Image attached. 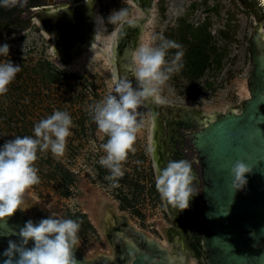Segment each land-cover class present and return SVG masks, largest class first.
Masks as SVG:
<instances>
[{
  "label": "rangeland",
  "instance_id": "374dc122",
  "mask_svg": "<svg viewBox=\"0 0 264 264\" xmlns=\"http://www.w3.org/2000/svg\"><path fill=\"white\" fill-rule=\"evenodd\" d=\"M119 9L127 10L126 19L141 15L130 0H100L96 12L98 40L73 67L59 63L52 53L49 37L34 25L20 34L0 39V45H9V55L0 56V63L11 60L21 66V71L7 86L8 91L0 95V147L16 136H34V125L56 110L67 112L72 119L64 155L57 158L50 151H38L34 166L40 182L24 193V197L37 200L59 218L66 219L71 202L67 196L69 169L78 171L77 181L83 188L92 186L104 194L107 191L98 179L96 168L97 160L105 155L100 146L108 137L98 131L89 106L107 96L113 87V68L108 56L113 30L120 22L110 23L107 16ZM254 22H260L264 31V8L260 7V0H155L140 44L151 42L156 47L160 44L159 37L163 36L181 45L179 49L167 50L168 63L178 51L183 53L179 61L182 68L172 73L163 86L161 95L165 101L212 113L245 98L248 95L246 78L252 69L250 46ZM200 28L209 34L206 44L211 52L207 67L195 77L185 57L198 41L193 34ZM153 35L157 37L155 41H151ZM47 62L77 77L51 79ZM137 111L143 127L137 133L135 152H129L122 168L127 166L131 171L133 168L136 177L145 180L151 119L146 106L141 105ZM142 192L143 189L138 190L136 198L145 208ZM82 248L88 257L91 247L82 245ZM193 261L189 264H194Z\"/></svg>",
  "mask_w": 264,
  "mask_h": 264
},
{
  "label": "water",
  "instance_id": "95a60500",
  "mask_svg": "<svg viewBox=\"0 0 264 264\" xmlns=\"http://www.w3.org/2000/svg\"><path fill=\"white\" fill-rule=\"evenodd\" d=\"M98 1L80 0L31 9L26 17L5 27L20 25L16 32L20 34L37 22L52 37V52L54 46L58 61L64 67H73L98 40ZM135 2L144 15L131 19L134 24L121 22L115 28L108 56L114 80L127 77L134 87L130 53L140 45L153 0ZM250 56L252 69L246 78L248 95L223 111L202 113L167 101L162 105L151 100L143 104L154 119L156 106L161 113H189L199 118L200 126L192 134V142L199 152L204 181L203 243L207 264H264V31L260 22L253 23ZM237 159L251 167V172L245 174L247 184L241 190L231 187L230 168ZM23 225L17 217L0 223V264L5 259L2 253L8 241L19 242L18 231ZM74 256L77 264H113L89 261L76 247ZM148 260L142 254L131 264H147Z\"/></svg>",
  "mask_w": 264,
  "mask_h": 264
},
{
  "label": "clouds",
  "instance_id": "9594fccd",
  "mask_svg": "<svg viewBox=\"0 0 264 264\" xmlns=\"http://www.w3.org/2000/svg\"><path fill=\"white\" fill-rule=\"evenodd\" d=\"M85 2L90 3V0ZM26 3L27 0H0L3 7H23ZM260 7L264 8V0H260ZM127 16L126 9H119L112 11L107 19L113 24H134L135 21L127 20ZM156 39L155 35L151 37V41ZM159 40L156 47L151 42L141 43L130 53L135 87L127 77L115 79L109 94L89 106L98 131L108 137L100 146L105 155L98 162L110 171L105 179L114 188L119 187L118 180L124 176L122 164L129 152H135L137 133L143 127L138 108L148 100L164 104L163 86L170 75L183 66L179 63L182 52L178 51L171 63L165 60L168 49H179L181 45L163 36ZM53 51L57 57L54 46ZM8 55L9 45H0V56ZM20 71L21 66L11 60L0 63V95L8 91L7 86ZM71 126L70 115L56 110L34 125V136H16L0 147V219L12 216L17 209L29 207L24 204V193L40 182L38 169L34 166L37 152L50 151L54 157L63 156ZM250 172L251 167L237 159L230 168L232 189H243L247 184L245 174ZM154 178L161 200L177 210L187 209L190 197L198 193L192 187L196 177L188 160H169L162 168L155 164ZM79 230L77 220L59 218L53 213L38 223L29 219L18 231L19 242L8 241V247L2 253L3 264H77L74 248L80 245ZM30 240L33 245L28 247Z\"/></svg>",
  "mask_w": 264,
  "mask_h": 264
},
{
  "label": "flooded vegetation",
  "instance_id": "af4514ba",
  "mask_svg": "<svg viewBox=\"0 0 264 264\" xmlns=\"http://www.w3.org/2000/svg\"><path fill=\"white\" fill-rule=\"evenodd\" d=\"M78 1L80 0H27L23 7L0 6V39L3 36L17 34L20 25H11L9 28L5 25L26 17L31 9ZM130 2L141 12V15L127 20L143 16L135 0ZM96 17L99 21V17ZM33 25L44 33L37 22ZM47 36L52 50V37ZM149 113L151 119L147 142L149 167L145 180H139L133 173V168L131 171L129 167L124 166L126 168H122L124 176L118 180L119 187L114 188L111 182L105 179L110 175V171L101 166L97 160L98 179L107 189L104 194L102 191H96L92 186L91 188L80 186L77 181V170L67 171L66 179L69 183L67 196L71 202L67 206L66 219L77 220L80 223L78 232L80 245L76 248L87 260L93 262L131 264L137 256L144 254L149 259L147 264H157V262L189 264L191 260H194V264H207V251L203 243L204 181L199 152L192 142V134L200 126L199 118L189 113L170 111L161 113L158 106H156L155 119L150 111ZM150 148L153 151H149ZM169 160H188L192 165L196 177L192 187L198 193L190 197L187 209L177 210L171 205L168 206L156 191L154 165L159 164L162 168ZM140 189H143L142 195L146 200L145 208L140 206L141 203H137L136 193ZM73 196L75 197L72 198ZM36 202L38 201L35 199L24 197V204L29 207L26 210L17 209L12 216L0 219V223L16 217L24 223L29 219L38 223L41 219L48 218L51 212ZM32 245L33 242L29 241L27 246ZM82 245L91 247L88 250V257Z\"/></svg>",
  "mask_w": 264,
  "mask_h": 264
},
{
  "label": "trees",
  "instance_id": "16d2710c",
  "mask_svg": "<svg viewBox=\"0 0 264 264\" xmlns=\"http://www.w3.org/2000/svg\"><path fill=\"white\" fill-rule=\"evenodd\" d=\"M193 35L194 37L198 38V41H196L189 48L185 60L188 68H190L194 76L197 77L207 67L211 50L206 44L209 34L204 29L200 28L199 30L195 31ZM47 65H49L47 70L51 74V79H56L59 77L66 79L77 77V74L73 72L67 73L61 68L51 65L49 62H47ZM45 76L46 75L44 74V77Z\"/></svg>",
  "mask_w": 264,
  "mask_h": 264
},
{
  "label": "bare ground",
  "instance_id": "6f19581e",
  "mask_svg": "<svg viewBox=\"0 0 264 264\" xmlns=\"http://www.w3.org/2000/svg\"><path fill=\"white\" fill-rule=\"evenodd\" d=\"M107 51V50H106Z\"/></svg>",
  "mask_w": 264,
  "mask_h": 264
}]
</instances>
